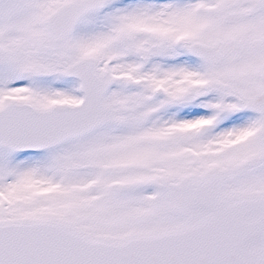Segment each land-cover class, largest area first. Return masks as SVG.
<instances>
[{"label":"snow or ice","instance_id":"6c2138e0","mask_svg":"<svg viewBox=\"0 0 264 264\" xmlns=\"http://www.w3.org/2000/svg\"><path fill=\"white\" fill-rule=\"evenodd\" d=\"M0 264H264V0H0Z\"/></svg>","mask_w":264,"mask_h":264}]
</instances>
